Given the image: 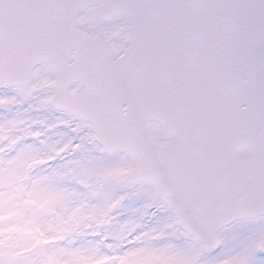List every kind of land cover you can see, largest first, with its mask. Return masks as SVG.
<instances>
[{
  "label": "snow or ice",
  "instance_id": "obj_1",
  "mask_svg": "<svg viewBox=\"0 0 264 264\" xmlns=\"http://www.w3.org/2000/svg\"><path fill=\"white\" fill-rule=\"evenodd\" d=\"M0 264H264V0H0Z\"/></svg>",
  "mask_w": 264,
  "mask_h": 264
}]
</instances>
